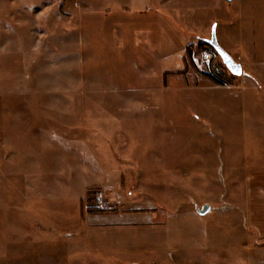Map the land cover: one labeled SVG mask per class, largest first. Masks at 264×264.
I'll use <instances>...</instances> for the list:
<instances>
[{"label": "rangeland", "instance_id": "rangeland-1", "mask_svg": "<svg viewBox=\"0 0 264 264\" xmlns=\"http://www.w3.org/2000/svg\"><path fill=\"white\" fill-rule=\"evenodd\" d=\"M249 2L0 0V264H264Z\"/></svg>", "mask_w": 264, "mask_h": 264}, {"label": "crops", "instance_id": "crops-1", "mask_svg": "<svg viewBox=\"0 0 264 264\" xmlns=\"http://www.w3.org/2000/svg\"><path fill=\"white\" fill-rule=\"evenodd\" d=\"M257 1L258 0H251V3L249 2V5L251 4L254 6H258ZM253 170L256 171L257 169L253 167L249 169V171H253ZM248 187H250L251 189H260L262 191V196L257 195L254 190L253 192H251V189L248 193L249 205H248V212H247L248 214L246 219L247 221H250V219L255 218V215L258 214V212L259 214H262V216L264 217V167L261 168V171H258L256 174L249 177ZM259 231L260 234L264 235V228L260 229Z\"/></svg>", "mask_w": 264, "mask_h": 264}, {"label": "water", "instance_id": "water-1", "mask_svg": "<svg viewBox=\"0 0 264 264\" xmlns=\"http://www.w3.org/2000/svg\"><path fill=\"white\" fill-rule=\"evenodd\" d=\"M205 41L214 48V50L220 56L222 62L225 64V66L232 74L234 75L241 74L242 71L241 64L235 61L233 57L217 41L216 33H215V25L212 26L210 38H205ZM209 208L210 207L208 204H204L202 208L198 209L197 211L200 214H203L206 211H208Z\"/></svg>", "mask_w": 264, "mask_h": 264}, {"label": "trees", "instance_id": "trees-1", "mask_svg": "<svg viewBox=\"0 0 264 264\" xmlns=\"http://www.w3.org/2000/svg\"><path fill=\"white\" fill-rule=\"evenodd\" d=\"M90 206H91V207H88V211H89V212H94V211H96L95 209L92 208V205H90Z\"/></svg>", "mask_w": 264, "mask_h": 264}]
</instances>
